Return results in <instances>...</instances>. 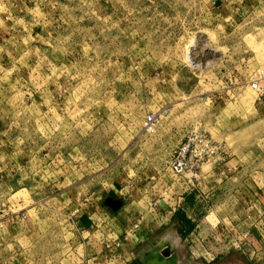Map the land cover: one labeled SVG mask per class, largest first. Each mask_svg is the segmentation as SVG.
<instances>
[{
	"label": "rangeland",
	"instance_id": "374dc122",
	"mask_svg": "<svg viewBox=\"0 0 264 264\" xmlns=\"http://www.w3.org/2000/svg\"><path fill=\"white\" fill-rule=\"evenodd\" d=\"M225 7L238 8L230 26ZM236 58L249 68L247 80L264 69V0H0V138L13 140L27 185L15 196L29 204L26 218L43 231L28 264L76 258L60 191L80 203L112 185L144 184L140 195L168 197L181 178L168 170L169 152L158 149L155 128H140L143 114L158 108L166 109L160 120L175 125L172 140L196 127L218 143L216 156L234 167L223 176L227 187L264 186V103L253 100L247 82L222 98L214 94L215 71L230 70ZM241 108H254V119L234 126ZM216 161L203 162L201 171L218 167ZM220 176L195 180L190 190L201 199L194 222L216 224L219 237H188L187 224L179 228L173 218L138 237L127 259L142 255L144 261L168 234L177 264H258L227 242L232 218L247 211L244 202L233 207L242 191L223 192V203L213 194L204 200ZM128 239L110 243L103 264H124L119 249Z\"/></svg>",
	"mask_w": 264,
	"mask_h": 264
},
{
	"label": "crops",
	"instance_id": "0c3cea01",
	"mask_svg": "<svg viewBox=\"0 0 264 264\" xmlns=\"http://www.w3.org/2000/svg\"><path fill=\"white\" fill-rule=\"evenodd\" d=\"M221 3L217 11L222 10L221 7L224 8V2L221 1ZM225 9L229 13L226 24L230 26L238 19L236 16L238 8L225 7ZM234 42L231 38V44ZM231 44L230 46L233 48ZM236 61L238 65L233 64L230 70L223 68L214 73V80L217 84L218 81L220 82L214 94H218L221 98L230 91H236L239 87L242 88L247 82L246 75L249 68L244 63L241 64L237 58ZM256 101L264 103V92L260 99ZM243 111L241 108L240 113H238V116L240 115L238 122L234 123V126L248 125V122L254 119V108L251 113L247 112L248 110L245 113ZM174 127L175 125L169 120H160L156 124L152 135L158 149L168 151L169 155L181 139L172 140ZM12 142V138H0V264H20L17 259H23V264H28V261H31L32 256L35 254L34 244L40 239L43 231H39L34 227V220L26 218L25 214L29 215L26 212L29 210L26 206H29V204H24L21 197L15 196L20 184L22 188H26L27 185L23 184L25 183L22 178L23 169L18 166L17 159L19 156L13 150ZM218 157L215 156V161ZM219 159L221 160L216 161L219 166H213V169L208 172H202L200 168L196 184L198 185V182L203 181L204 178L221 175L219 179L215 180L213 186L209 185L207 188L204 195L206 201L213 194V200H221L223 203L226 200L221 197L223 192L229 190L242 191L246 198L243 199L238 196V202L233 207L244 202L247 211L243 215L232 218L231 221L235 225L231 228V235L242 242V245L255 257L254 259L258 261V264H264V197L255 193L262 192L263 195L264 186L257 184L243 189L240 184V186L236 185L234 188L227 187L226 179L222 180L225 178L223 176H227L230 170L233 171L234 167L231 168L230 159L223 160V157H219ZM141 186L145 185L139 184L135 188L131 185L129 187L112 185L110 190L101 197L95 196L93 199L83 197L80 203L76 202L77 197L72 193L67 192V190L60 191L58 200L61 201L62 207L67 209L68 212L66 223L68 230L65 232L70 233L68 236L70 248L72 249L70 252L76 255V258L75 256H68L70 264H80L81 258L84 260L82 264H103L105 255L111 250V244L116 238L120 240L124 227L137 214H142L141 227L143 233L149 234V236L152 232L157 231L159 226L166 225L175 218L179 228L181 225L184 227L185 219L191 225L186 231L188 237L193 234L196 239L198 236L202 239V237H206V233L219 237L220 230L216 224H206V219L204 223L200 222L201 219L194 222L197 218L196 207L198 205L200 207L199 202L201 199L197 198L194 192H190L192 188L187 187L183 181L180 180L178 184L168 187L169 194L166 199L153 197V195H149L148 190L147 195H140L139 189ZM199 222L201 223L200 227ZM243 223L248 224L243 225ZM165 236L169 235L166 234ZM136 242V239L132 238L125 240L121 246L123 249L120 248L119 252L123 256L130 254ZM78 247L81 248V253L77 252ZM171 249L174 250L172 246ZM203 249L205 248L202 245L196 247L199 253ZM38 255L39 260L37 263L40 262L42 253L39 252ZM124 258L126 260L124 264H144L142 255L137 260L134 259L133 254L131 258L127 259L126 256Z\"/></svg>",
	"mask_w": 264,
	"mask_h": 264
},
{
	"label": "built area",
	"instance_id": "2783aa9c",
	"mask_svg": "<svg viewBox=\"0 0 264 264\" xmlns=\"http://www.w3.org/2000/svg\"><path fill=\"white\" fill-rule=\"evenodd\" d=\"M263 81L264 69L253 71L251 77L247 80V85L255 92V100H259L264 92ZM165 113L166 109L164 107L158 108L155 111L146 112L141 118L140 128L145 132L153 131L156 124L160 121V117ZM218 153L219 145L215 140L210 138L203 130L196 129V127H188L185 129L182 138L171 151L166 162L167 168L171 174L177 178H181V181H183L187 187L192 188L202 163L215 161L214 157ZM142 220V214H137L132 218L124 227L120 239H137L142 236ZM225 236L227 235L222 233V237H220L223 239ZM228 241H230V244L245 248L242 242L232 235L228 237L227 242ZM115 245H118V240L115 242Z\"/></svg>",
	"mask_w": 264,
	"mask_h": 264
},
{
	"label": "bare ground",
	"instance_id": "6f19581e",
	"mask_svg": "<svg viewBox=\"0 0 264 264\" xmlns=\"http://www.w3.org/2000/svg\"><path fill=\"white\" fill-rule=\"evenodd\" d=\"M171 243H173V241L163 237H160V239L156 240L152 247L148 248L147 257L144 259V264H177L176 252L171 249ZM165 248L168 250V256L161 253V251Z\"/></svg>",
	"mask_w": 264,
	"mask_h": 264
},
{
	"label": "water",
	"instance_id": "95a60500",
	"mask_svg": "<svg viewBox=\"0 0 264 264\" xmlns=\"http://www.w3.org/2000/svg\"><path fill=\"white\" fill-rule=\"evenodd\" d=\"M161 253H162L163 255H167V254H168V250L165 248V249H163V250L161 251Z\"/></svg>",
	"mask_w": 264,
	"mask_h": 264
},
{
	"label": "trees",
	"instance_id": "16d2710c",
	"mask_svg": "<svg viewBox=\"0 0 264 264\" xmlns=\"http://www.w3.org/2000/svg\"><path fill=\"white\" fill-rule=\"evenodd\" d=\"M184 222H185V224H187V226H188V227H186V231H187V230L190 228L191 225L188 223V221H187L186 219L184 220Z\"/></svg>",
	"mask_w": 264,
	"mask_h": 264
},
{
	"label": "flooded vegetation",
	"instance_id": "af4514ba",
	"mask_svg": "<svg viewBox=\"0 0 264 264\" xmlns=\"http://www.w3.org/2000/svg\"><path fill=\"white\" fill-rule=\"evenodd\" d=\"M163 238L168 239L166 236H164Z\"/></svg>",
	"mask_w": 264,
	"mask_h": 264
}]
</instances>
